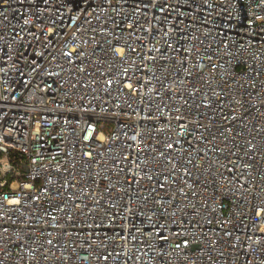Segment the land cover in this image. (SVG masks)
<instances>
[{
  "label": "built area",
  "instance_id": "2783aa9c",
  "mask_svg": "<svg viewBox=\"0 0 264 264\" xmlns=\"http://www.w3.org/2000/svg\"><path fill=\"white\" fill-rule=\"evenodd\" d=\"M0 264H264V0H0Z\"/></svg>",
  "mask_w": 264,
  "mask_h": 264
},
{
  "label": "water",
  "instance_id": "95a60500",
  "mask_svg": "<svg viewBox=\"0 0 264 264\" xmlns=\"http://www.w3.org/2000/svg\"><path fill=\"white\" fill-rule=\"evenodd\" d=\"M25 170H26V171L28 170L27 167H25Z\"/></svg>",
  "mask_w": 264,
  "mask_h": 264
}]
</instances>
